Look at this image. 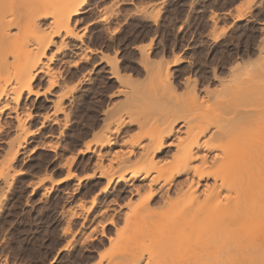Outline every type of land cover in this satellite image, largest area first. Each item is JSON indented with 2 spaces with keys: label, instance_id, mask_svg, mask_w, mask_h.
I'll return each instance as SVG.
<instances>
[{
  "label": "bare ground",
  "instance_id": "bare-ground-1",
  "mask_svg": "<svg viewBox=\"0 0 264 264\" xmlns=\"http://www.w3.org/2000/svg\"><path fill=\"white\" fill-rule=\"evenodd\" d=\"M97 1L0 0V131L4 128V115L12 120L11 136L0 140L4 145L0 152V196L4 187L13 184V178L21 173L17 165L20 155L26 154L24 149L29 137L48 124H64L65 100L71 92L66 86V77L72 68L79 70L84 62L97 65L105 61L110 76L126 82L128 89L134 81L128 79L131 81L128 85L121 78L115 55L108 53L112 57L107 58L100 49L88 47L82 31L77 32V24L84 19L81 14L96 9ZM102 13L105 16L108 12ZM99 17L103 19L100 14ZM66 49L70 55H66ZM240 68L229 69L233 77L231 84L210 104L217 117L211 122L206 119L208 116H201V120L197 115H186V110L194 113L197 94L192 92L187 103L174 101L169 73L160 67L146 70L147 74L151 72L148 89L156 91L151 92L153 96L149 91L148 97L145 93L148 90H144L146 96L142 99L149 101L141 102L147 105L146 110L142 108L125 117L123 110L118 112L116 102L102 110L99 118L105 125L104 133L97 137L94 147L90 149L89 143L79 152L92 150L99 156L94 161L97 176L105 179L103 192L109 187H118L137 198V212L133 211L139 220L135 223L145 226L138 225L145 228L144 232L143 228H137L141 239L146 240L142 243L139 237L147 253L143 258L139 254L143 251L137 248L140 252L130 251L128 257L119 255L121 258L117 261L112 258L105 260V264H264V132L262 122L259 123L261 116L256 114L264 100L247 108L242 106L247 87L244 86L245 72ZM127 88L124 89L126 100L132 92ZM204 95L210 97L205 92ZM41 97L49 104L48 110L37 115L32 105ZM203 100L204 97L202 103ZM37 116H40L39 124L33 127ZM133 120L138 133L118 141L120 128ZM115 145L118 151L110 152ZM103 148H109V153L102 151ZM105 154L111 155L104 160L101 157ZM70 176L68 168L64 177ZM59 181L55 179L54 183ZM116 192L113 193L118 197L121 191ZM108 223L113 224L111 218ZM94 238L97 237L90 239Z\"/></svg>",
  "mask_w": 264,
  "mask_h": 264
},
{
  "label": "rangeland",
  "instance_id": "rangeland-1",
  "mask_svg": "<svg viewBox=\"0 0 264 264\" xmlns=\"http://www.w3.org/2000/svg\"><path fill=\"white\" fill-rule=\"evenodd\" d=\"M98 1L96 9L81 14L85 20L79 22L82 27L77 24V32L82 31L88 47L100 49L107 58L115 55L119 75L127 82L128 79L134 80L132 84L128 82L133 90L128 89L127 83L125 85L119 77L110 76L105 61L100 65L84 62L79 70L72 68L67 74L66 86L71 92L70 98L68 96L65 100L67 110L63 126L48 124L41 132L29 137L24 149L26 154L20 155L17 165L21 173L1 193L0 264H105L112 258L117 261L123 256L128 257L130 251L138 253L140 248L143 252L139 254L147 257L144 247H141L146 240L139 236L142 228V232L145 231V226L141 222L138 225L144 227L135 223L136 219L139 220L134 216H138L134 214L137 212V198L118 187H109L110 190L103 192L105 179L97 176L94 161L98 155L92 150L79 151H84V146L89 143L90 149L94 147L97 137L104 133L106 128L99 117L108 105L116 102L118 112L123 110L125 117L142 108L147 109L144 104L149 100L142 98L145 93L148 96L149 91L150 94L156 92L148 89L151 72H146L151 68L160 67L169 73L173 83L170 94L174 101L187 103L192 92L197 94L194 113L186 110L189 117L197 115L199 119L208 116L209 122L215 119L210 104L217 94L228 89L226 85L231 84L233 77L229 69L232 66H239L245 72L247 95L242 106L247 108L251 103L264 100V0ZM107 6L113 13L111 10L109 13ZM101 8L107 9L105 16ZM66 51L68 49L65 53L70 55ZM149 59L154 60L153 63ZM81 75L85 77L82 79ZM78 77L82 80L80 83ZM126 88L132 91L128 100L124 97ZM146 89L148 91L144 93ZM204 92L210 97H206ZM202 97L205 99L203 103ZM37 100L33 102L32 109L38 111L37 115L40 112L39 115H43L49 104L43 97ZM260 104L256 114L261 116L259 123L262 122L264 132V102ZM123 106L126 108L122 109ZM38 118L40 116L33 121H37L33 127L39 124ZM2 122L5 123L0 131L1 141L12 134V120L4 115ZM136 133V121L133 120L120 128L118 141ZM1 141L0 152L4 149ZM118 149L117 145L112 146L110 152ZM105 150L108 152L109 148L102 149ZM108 155L111 154L101 158L106 160ZM67 167L72 173L70 177H64ZM55 179L60 181L54 183ZM117 190L121 191L118 197L115 194ZM110 218L112 225L108 223ZM134 233L138 234V239ZM85 234L88 236L83 237ZM94 235L97 238L90 239Z\"/></svg>",
  "mask_w": 264,
  "mask_h": 264
}]
</instances>
